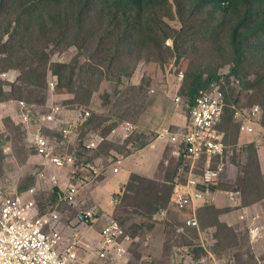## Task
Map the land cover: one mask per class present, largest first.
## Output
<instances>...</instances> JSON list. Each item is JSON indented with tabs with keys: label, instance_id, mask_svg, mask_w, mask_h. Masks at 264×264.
<instances>
[{
	"label": "rangeland",
	"instance_id": "obj_1",
	"mask_svg": "<svg viewBox=\"0 0 264 264\" xmlns=\"http://www.w3.org/2000/svg\"><path fill=\"white\" fill-rule=\"evenodd\" d=\"M172 2V13L164 15L163 20L173 29V36L166 42L162 56L156 50L124 53L113 60L110 66L107 61L109 58L94 53L90 48L92 46L70 42L71 33L60 38L58 42L54 39L45 42L36 34H32L26 39L25 48L20 55L15 57L13 67L10 66L9 60H3L8 57V52L0 55V74L14 70L19 75L18 81L24 73L35 77L45 69L48 72L47 85L42 86L34 83L24 84L22 81H17V85L0 81V115L6 119L4 132L0 130V185L12 193L10 187L14 185L20 191V185L30 177L34 178L36 183L42 163L41 156L40 163L32 160L38 158L37 149L12 121L13 109H8L5 102L14 97L11 93L14 87L18 86L17 89H22L21 99L41 110V107L52 99L48 91L49 71L52 70L59 77L57 70L60 69L56 65L62 63L68 66L65 78L68 88L72 90L62 94L56 89L53 96L55 100L63 101L64 104V99L81 103L80 106L91 107L92 112H97L103 117L113 115V112L120 113L124 119L141 129V132L136 134L143 138L139 145L126 152L121 150L123 153L120 155L123 158L120 173H115V167L109 164L106 171L98 178H93L88 185L91 199L102 201L101 199L105 198L102 201L104 206L109 204V211L113 208L122 226L124 225L132 235L134 242L129 248L131 264H187L192 259L195 261V255L197 258L206 255L207 252L203 251L205 247L220 261L234 258L236 264H264V133L255 136L243 134L242 124L236 120L235 107L242 103L235 101L236 94L232 90L227 93L233 81L226 75L234 66V56L230 54L225 41L227 24L221 26L220 32L213 39L205 35L215 24L212 19L191 31H184L178 6L173 0ZM186 4L189 5L190 1ZM49 15L51 16L52 12L49 11ZM204 16L208 15L204 13ZM100 53H103L101 49ZM216 68L218 74H225L226 79L223 85L226 94L225 107L215 129L223 136L227 148L223 159V163L227 164V174L223 176L218 187V196L221 195L224 201H217L216 204L196 212L199 230L188 228L186 225L195 212L187 214L186 210L176 211L174 209L177 205L171 201L174 180L175 185L181 182L182 186L187 187L189 182L198 176L194 178L191 172L192 161L182 156L185 146H174L170 142V135L163 138L161 134L164 129L170 133L187 129L189 111L184 103L178 106L173 98L178 95L185 102L183 91L185 93L191 83L190 74L201 72L207 80L210 75H215ZM241 69L245 76L242 107L263 106L264 62L252 51L247 55ZM101 73L105 75L104 79ZM2 86L6 96L2 95ZM54 99L51 103H54ZM77 109L79 108L64 109L66 117H71V112ZM99 119L97 118V121ZM114 119L116 117L110 119L113 120L110 124L118 122ZM101 120L108 131L111 125L104 118ZM61 128V122H57V130ZM126 144L127 142L116 144L113 147L120 151ZM63 149L62 147L59 151ZM102 154L106 157L110 152ZM138 154L143 155L136 157ZM96 160L106 162L105 158L97 157ZM184 164L190 171L187 181V177H181V180L178 174ZM202 164L203 162L198 166ZM118 167L120 168V165ZM74 169L73 175L80 172L79 167L75 166ZM123 175L127 176L128 180L121 192L125 189L126 194L119 207L114 209L109 202H105L109 200L106 199L108 193L112 197L116 191L113 192L112 186L109 189L106 186L105 189V184L111 181L113 183L115 176ZM132 175L136 178L129 182ZM229 190H239L242 194L238 203H231V206L224 193ZM51 195L52 193L49 197ZM55 202V198L51 202L43 193L37 197L40 210H49ZM161 210L162 217L165 214L167 217L160 218L159 221L153 220ZM71 212L72 210H64L62 223H71L81 217V209L73 217ZM254 224L263 227L259 240H253L249 235V227ZM46 231H51V225L47 226ZM204 232H211L213 235H202V238L201 234ZM85 247H89V244H85ZM181 248H190L193 258L186 256L179 263L174 257V252Z\"/></svg>",
	"mask_w": 264,
	"mask_h": 264
},
{
	"label": "built area",
	"instance_id": "obj_2",
	"mask_svg": "<svg viewBox=\"0 0 264 264\" xmlns=\"http://www.w3.org/2000/svg\"><path fill=\"white\" fill-rule=\"evenodd\" d=\"M18 78L19 75L14 70L0 74V80L13 84L17 83ZM225 82L224 74L220 81L200 91L196 104L191 108V120L187 129L177 133L163 130L166 133L161 134L163 138L170 135V142L174 146H185L183 154L192 161V168L199 169L198 165L203 162L202 175L192 172L194 178H198L191 180L187 187L182 186L181 182L175 185L172 202L179 210L193 208L196 212L217 202V186L227 168L223 163L227 148L223 136L215 129L225 107ZM236 84L239 85L240 82L236 81ZM57 85L58 76L50 70L48 91L52 99L41 110L23 100L15 103L16 125L37 149L42 163L36 176L37 182L29 190L20 193L10 187L13 191L10 193L0 185V264H131L128 246L133 242L132 237L116 218L107 213L100 214V204L92 201L88 188L91 180L99 177L109 164L115 167V173H119L121 156L112 150L105 163L93 160L79 165L72 148L77 144L80 132L92 113L79 108L73 110L72 116L67 118L64 110L67 108L53 97ZM53 99L54 103H51ZM174 101L178 106L184 103L178 95L174 96ZM235 109L236 119L242 124V133L259 135L264 113L262 108L255 105ZM5 120L0 115L2 133L5 130ZM57 122H61L60 130H57ZM140 132L138 125L123 121L109 135L92 131L86 147L91 153H97L108 141L115 145L123 144ZM61 146L64 149L59 151ZM67 148L68 151H65ZM75 166L80 168V172L73 175ZM44 192L56 197L55 204L45 214L37 204L38 195ZM240 197L241 193L238 191L229 192L232 203H237ZM110 202L118 204L115 196L111 197ZM63 206L80 207L81 217L77 218L79 223L61 222L59 208ZM103 217L108 220L107 225L93 235L95 224ZM198 222L193 217L186 225L200 230ZM48 225H51L50 232L46 231ZM249 229L253 240L261 239V225L254 224ZM202 235L211 237L213 234L204 232L201 237ZM86 243L91 248L89 252L85 250ZM203 249L209 252L206 247ZM186 256L193 258L190 248L175 250L174 257L179 263ZM199 261L198 264H201L202 261ZM211 262L210 264H236L234 258L220 261L213 255Z\"/></svg>",
	"mask_w": 264,
	"mask_h": 264
},
{
	"label": "trees",
	"instance_id": "obj_3",
	"mask_svg": "<svg viewBox=\"0 0 264 264\" xmlns=\"http://www.w3.org/2000/svg\"><path fill=\"white\" fill-rule=\"evenodd\" d=\"M173 1L178 6L184 31H191L212 19L215 24L207 30L205 35L213 39L220 32L221 26L227 24L225 41L231 51L230 54L234 56V66L226 75L233 81L228 87V93L232 90L236 94L235 101L241 102L242 104L238 106L242 107L244 100L242 89L245 76L241 68L246 62V57L255 51L259 59L264 62V0ZM188 1H190L189 5L186 4ZM172 10V0H0V55L8 52V57L3 60H9L10 66L13 67L15 57L20 55L22 49L25 48L26 39L32 34H36L45 42H50L52 39L58 42L60 38L71 33L70 42H81L84 46H92L90 48L94 53L109 58L107 61L110 66H112L113 60L115 61L124 53L133 54V52L143 53L148 50H156L162 56L166 42L173 36V29L163 20V16L172 13ZM49 11L52 12L51 16ZM204 13L208 16L205 17ZM100 49L103 53H100ZM56 66H59L60 69L57 70L59 74L57 91L62 94L70 92L72 89L68 88L65 78L68 66L62 63ZM41 73L35 77H29L30 73H27L28 75L24 73L18 83L22 81L24 84L47 85L48 72L45 69ZM101 74L104 79L105 75ZM222 77L221 72L218 74V68H216L215 75H210L207 80L204 79V74L201 72L190 74L191 83L187 88L185 86V93L183 91L184 104L189 113L196 104L200 91L209 88L213 82L220 81ZM236 81H239L240 84L237 85ZM17 87L15 86L11 93V96L14 95V97L5 102L8 109H13L12 121L15 125V103L22 100V89H17ZM151 92L153 93L154 89ZM2 95L6 96L3 86ZM64 101L65 104L63 101L61 103L67 109L84 108L92 113L89 121L80 132L77 144L72 148L80 166L96 160L97 157L107 159L109 155L103 157V152L107 154L116 150L122 154L121 150L126 152L133 146L139 145L143 140L138 135H134L135 137L133 136L134 138L128 140L126 146L120 148V151L113 147L115 146L114 143L108 141L101 146L95 155L86 147L91 132L96 130L103 132L104 135H109L119 123L128 120L124 119L120 113L113 112V115L103 117L97 112H92L91 107L80 106L81 103H72L69 99H64ZM261 108L264 112V105ZM114 117H116L114 120L118 122L112 125L110 123L113 120L110 119ZM97 118L100 119L97 121ZM101 118L107 120L111 125L108 131L105 130ZM262 125L264 127V114ZM40 159L41 157L38 155L37 159L33 158L32 160L40 163ZM135 178L132 175L129 182ZM34 181L35 179L30 177L23 182L20 185V193L32 188L35 185ZM174 185L175 180L171 197L175 188ZM124 194H126L125 189L124 192L114 193L113 196L118 200V204H112L114 209L119 207ZM43 195L46 196L47 200H50L51 197L49 198L47 193L44 192ZM54 198L55 196L52 197L51 202L54 201ZM47 210L48 208L45 210L41 208L43 214ZM160 218L164 219L162 210L153 217V220L159 221ZM125 229L127 233H130L127 228Z\"/></svg>",
	"mask_w": 264,
	"mask_h": 264
},
{
	"label": "crops",
	"instance_id": "obj_4",
	"mask_svg": "<svg viewBox=\"0 0 264 264\" xmlns=\"http://www.w3.org/2000/svg\"><path fill=\"white\" fill-rule=\"evenodd\" d=\"M163 131V130H162ZM161 133V132H160ZM159 133V134H160ZM158 141H163V140H160V139H158ZM178 154V153H177ZM140 155H143V154H138V155H136V157H138V156H140ZM179 155V154H178ZM182 156H184V155H182ZM120 165V170H121V167H122V163L121 164H119ZM118 165V166H119ZM72 167V166H71ZM132 169V168H131ZM106 171V170H105ZM133 172H137V171H135V170H132ZM188 171V172H187ZM189 170L186 168V165L184 164L183 166H182V168H181V170H180V172H178V174H179V176H180V179L182 180V178L183 179H185L186 177V181H187V179H188V176L187 175H189ZM191 172H196V173H198L199 175H202V173H203V171H202V166H200L199 167V169H194V168H192V171ZM120 173V172H119ZM177 174V175H178ZM182 177V178H181ZM114 180H115V182L113 181V183H112V181L111 182H109V183H106L105 184V189H106V186H107V188L109 189L110 188V186H112L113 187V189H114V191L113 192H120L121 190H122V188H123V186L125 185V183L127 182V176H124L123 175V177H118V176H115L114 177ZM222 181V180H221ZM221 181L219 182V185H220V183H221ZM183 182V181H182ZM91 183V182H90ZM90 183H89V185H90ZM14 191H16V192H20L19 190H18V188L16 187V186H12L11 187ZM230 191H234V190H229V191H225L224 193L226 194V199H227V201H228V203H229V205L231 206V201L229 200V192ZM174 192V191H173ZM220 193V191L218 192V194ZM110 193H108V195H109ZM107 195V197H106V199H108L109 197H110V195L108 196ZM173 195V194H172ZM51 197V198H50ZM49 198L50 199H52V197H53V195H51ZM104 199L105 198H102L101 200L102 201H104ZM171 200H172V197H171ZM99 201V200H98ZM217 201H218V203L219 202H223L224 201V198L221 196V195H219L218 197H217ZM108 203V201H106L105 202V204H107ZM103 204V206H102V208H101V211L103 212V214L104 213H107V214H110V215H112L113 216V214H114V210H113V208H112V210H111V208H110V211H109V206H107V205H109V204H107L106 206H104V202L102 203ZM233 204V203H232ZM64 207V206H63ZM63 207H61V208H59V211H60V213H61V215H62V217H64V210H67V211H70V210H72V212H71V217H73L74 215H76L77 214V211L79 210V208L80 207H70V206H68V208H63ZM174 210H176V211H180V212H182V210H179L178 208H176V209H174ZM109 211V212H108ZM187 211V214L188 213H190L191 211H192V209H187L186 210ZM185 211V212H186ZM71 217H69V218H71ZM164 218H166L167 217V214H165L164 216H163ZM191 218V217H190ZM107 222H108V220H106L104 217L103 218H101L100 219V221L99 222H97L96 224H95V234H93V235H96V232L98 231H101L102 230V228L107 224ZM71 223H73V224H77V223H79L78 222V220L76 219V220H74V221H72ZM86 244H88V243H86ZM85 250L86 251H91V248L90 247H85ZM202 250V249H201ZM203 251H205L204 249H203ZM189 259V258H188ZM194 260L197 262L198 260H200V261H202V263L201 264H210V263H212L211 261H212V255L209 253V252H207L206 253V255H202L201 257H199V258H197L196 257V255H195V258H194ZM195 261H191V262H193V264L194 263H196ZM199 261V262H200ZM191 262L189 263V262H187V264H191ZM196 264H198V263H196Z\"/></svg>",
	"mask_w": 264,
	"mask_h": 264
},
{
	"label": "clouds",
	"instance_id": "obj_5",
	"mask_svg": "<svg viewBox=\"0 0 264 264\" xmlns=\"http://www.w3.org/2000/svg\"><path fill=\"white\" fill-rule=\"evenodd\" d=\"M217 82V81H216ZM214 83V82H213ZM238 85V84H237ZM227 93H228V89H227ZM174 99V98H173ZM260 106V105H259ZM253 107V106H252ZM261 107V106H260ZM235 108H251V107H235ZM264 114V113H263ZM190 113H189V122H190ZM237 120V119H236ZM238 122V121H237ZM164 130H166V129H164ZM259 132H260V134H262V133H264V127H263V125H262V123H261V127L259 128ZM175 133H177V132H175ZM222 136V135H221ZM116 151V150H115ZM117 152V151H116ZM118 153V152H117ZM119 154V153H118ZM121 156V155H120ZM123 158V156H121V159ZM121 163H122V160H121ZM202 167H203V165H201ZM226 166H227V164H226ZM121 171V170H120ZM225 174H227V168H226V170H225V172H224V174L222 175V178H223V176L225 175ZM220 182V181H219ZM219 187V183H218V186H217V188ZM236 191V190H235ZM238 192H240L241 193V191H239V190H237ZM218 192H219V189H218ZM231 192V191H230ZM242 195V194H241ZM113 197V196H112ZM55 199H56V197H55ZM109 200H107L111 205H112V203L110 202V200H111V196L108 198ZM240 199H241V197H240ZM239 199V200H240ZM92 201H94V203L95 202H97L98 203V205L100 204V206H99V212H100V214L101 215H104L103 214V212L101 211V208H102V206H103V202L102 201H98V200H93L92 199ZM217 203V202H216ZM238 203V202H237ZM205 207H209V206H205ZM205 207H203V208H205ZM203 208H200V209H198L196 212H199L201 209H203ZM189 209H193V208H189ZM187 210V209H186ZM193 211V210H192ZM194 212V211H193ZM196 212H195V214L191 217V218H197V216H196ZM110 215V214H109ZM111 217H114V218H116L119 222H120V220H119V218H118V216H116L115 214H113V216L112 215H110ZM191 218H189V219H191ZM188 219V220H189ZM187 220V221H188ZM108 223V222H107ZM107 225V224H106ZM125 228V227H124ZM96 233H98V232H96ZM131 237H132V235L130 234V233H128ZM250 235V234H249ZM251 237V236H250ZM132 239H133V237H132ZM133 242H134V239H133ZM133 242L131 243V244H129V246H128V250H129V248L131 247V245L133 244ZM175 253V252H174Z\"/></svg>",
	"mask_w": 264,
	"mask_h": 264
}]
</instances>
